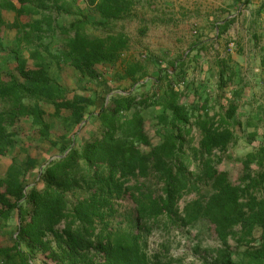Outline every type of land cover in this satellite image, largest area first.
<instances>
[{"label": "trees", "instance_id": "1", "mask_svg": "<svg viewBox=\"0 0 264 264\" xmlns=\"http://www.w3.org/2000/svg\"><path fill=\"white\" fill-rule=\"evenodd\" d=\"M57 1L60 8L55 0L48 5L41 0H0V30L7 26L3 13L14 14L16 21L10 27L17 43L12 71L0 70V157L12 148L10 130L21 121L49 142L53 117L67 130L84 127L87 110L96 99L59 83L49 73L52 64L58 69L70 67L81 79L100 85L106 82L102 68L108 66L112 76L130 80L131 87L104 102L95 116V131L83 144L77 147L73 138L68 145H59L58 156L40 169V189L25 185L23 173L36 165L31 158L23 168L11 163L0 178V221L13 216L18 220L13 245L0 247L4 264H31L38 253H48L56 264H150L147 238L154 226L162 223L167 230H177L200 222L212 227L222 246L211 250L214 255L206 264H264V149L239 161L241 174L232 183L210 159L214 150H227L232 133L220 126L224 120L217 125L213 119L198 118L194 124L201 139L192 149L193 157L188 155L183 136L190 132V110L180 103L181 94L171 84L182 74V62L171 63L172 74L160 70L156 79L145 81L147 75L138 62L122 59L129 39L114 29L132 17L135 0ZM83 3L99 16L98 21L87 19ZM49 10L69 17L67 27H59L65 39L54 49L43 43L44 35L54 32L53 19L42 14ZM22 17L33 20L21 24L17 19ZM223 26H217L219 32ZM90 29L101 30L102 35ZM224 71L222 65L220 88L225 85ZM147 82L152 92L139 94ZM151 107L160 110L158 123L163 125L157 145H151L140 115ZM234 111L231 108L226 119H232ZM192 164L194 170L188 171ZM199 186L205 188L202 194ZM192 192L195 199L179 209L183 195ZM122 199L132 204L123 215L115 208ZM60 224L63 228L57 230ZM256 231L258 246L245 251L238 263L232 260L229 239H248L247 243ZM47 235L53 237L54 246L45 240Z\"/></svg>", "mask_w": 264, "mask_h": 264}, {"label": "rangeland", "instance_id": "2", "mask_svg": "<svg viewBox=\"0 0 264 264\" xmlns=\"http://www.w3.org/2000/svg\"><path fill=\"white\" fill-rule=\"evenodd\" d=\"M31 1L36 3V0ZM41 1L46 5L49 3V0ZM55 3L57 8L61 7V2L55 0ZM83 9L89 21L99 20V16L85 7V3ZM42 14L53 19L54 32L44 35L43 43L54 49L65 39L59 27H67L69 17L55 10ZM131 15V18L116 23L114 29L129 39V49L122 59L138 62L147 75L145 81L156 79L160 70L172 74L171 63L182 62V74L179 79H172L171 84L181 94L180 103L190 110L191 126L189 134L183 136L184 150L193 157L192 149L198 147L201 136L194 124L196 119H213L217 125L224 120L220 126L230 130L232 143L225 152L214 150L210 159L218 173H226L230 182L237 183L242 170L239 161L249 153L264 149V0H135ZM3 17L7 26L0 30V43L4 47L0 50V70L12 71L15 63L12 51L17 43L16 32L10 25L16 19L14 14L6 12ZM32 20L26 17L17 19L21 24ZM217 26H223L220 32ZM89 32L102 35L98 29H90ZM122 59L116 65L118 71L122 69ZM28 61L30 64L34 62ZM222 65L225 66V85L220 88L218 71ZM102 71L106 82L100 85L81 79L70 67L58 69L54 64L50 66L49 73L53 78L71 91L95 98V105L88 108L89 117L84 127L76 131L67 130L62 120L49 119L50 142L42 140L27 122L17 124L10 130L14 135L12 148L0 157V178L4 177L11 163L23 168L26 159L31 158L36 165L23 173L25 185L40 189L43 186L39 180L40 169L58 156L59 145H68L74 138L78 147L90 137L95 131V116L104 102L111 95L122 94L131 87L130 80L118 79L117 74L112 76L113 71L108 66ZM150 92L152 88L147 82L139 94ZM231 108L235 110L234 116L226 119ZM159 114L160 110L155 107L140 113L151 145L160 143L163 125L158 123ZM194 164L187 166L188 171L194 170ZM153 183L151 181L150 184ZM151 187L153 189L154 185ZM199 187L202 194L205 188ZM195 197V192L183 195L178 203L179 209ZM115 208L123 215L132 208V204L129 199H122L116 202ZM17 227L18 220L14 216L7 222L0 221V247L13 245ZM62 228L60 224L56 229ZM259 238L256 231L247 243L248 239L245 242L229 239L227 250L231 259L238 263L245 251H253L258 246ZM45 240L54 246L51 235H47ZM221 248L212 227L206 222L177 230H167L160 223L148 234L146 252L151 259L150 264H206L214 255L211 250ZM89 254L92 255L93 251ZM0 264H4L1 257ZM31 264L56 262L48 253H38Z\"/></svg>", "mask_w": 264, "mask_h": 264}]
</instances>
